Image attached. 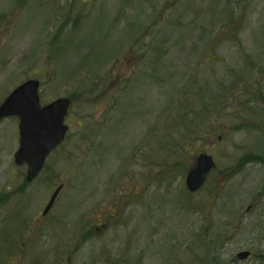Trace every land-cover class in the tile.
Masks as SVG:
<instances>
[{"label":"rangeland","instance_id":"rangeland-1","mask_svg":"<svg viewBox=\"0 0 264 264\" xmlns=\"http://www.w3.org/2000/svg\"><path fill=\"white\" fill-rule=\"evenodd\" d=\"M32 79L42 105L71 101L68 131L27 184L18 120H0V264H185L196 233L258 264L264 0H0V104ZM210 99L200 141L176 145ZM199 154L215 167L189 193Z\"/></svg>","mask_w":264,"mask_h":264},{"label":"water","instance_id":"water-1","mask_svg":"<svg viewBox=\"0 0 264 264\" xmlns=\"http://www.w3.org/2000/svg\"><path fill=\"white\" fill-rule=\"evenodd\" d=\"M38 89L37 80H27L13 89L0 104V120L11 117L18 120L19 139L14 164L26 167V183L37 178L47 157L63 142L68 130L64 119L70 105L69 100L59 98L42 107ZM213 168L211 156L201 154L196 157L193 168L185 178L186 190L189 193L197 192ZM60 189L61 186L53 192L42 216L51 210ZM249 256L250 253L244 251L237 254V259L243 261Z\"/></svg>","mask_w":264,"mask_h":264},{"label":"trees","instance_id":"trees-1","mask_svg":"<svg viewBox=\"0 0 264 264\" xmlns=\"http://www.w3.org/2000/svg\"><path fill=\"white\" fill-rule=\"evenodd\" d=\"M54 42L55 39L52 38L50 41V45H52ZM205 95L206 92L199 87L197 88V91L194 92V96H192V98L195 99V102H198L201 99V104ZM209 102L210 103H208V105L204 104L205 106H200L201 109H205V113H203V115L195 116V113L197 111H195L194 113H183L180 123L174 122L179 126V128H181L179 131L175 132L178 135V138L175 141L176 145H180L183 141L191 145L194 144V142L197 143L198 141H200L198 140L201 137L199 136L201 135L199 132L200 128H198L197 125L194 124H196V122H198L199 124H203L208 120L209 115L207 114L206 108L211 104H215L214 99H210ZM181 104L182 106L184 105V100L181 102ZM241 160L239 161V163H243L242 165L255 162L259 163V159L251 155L243 156ZM207 229L208 228L206 227L203 231L205 232L207 231ZM219 237L220 236H217V239ZM220 247L221 244H219L218 240L214 241L213 238H209V235L207 233H196L191 237L190 243H188L186 246V249H188V253L186 255L188 257V260L185 264H230L237 262L236 258L233 256L228 259L229 262L223 260L221 255L219 254ZM255 260H257L258 264L259 262L264 264V254L257 256Z\"/></svg>","mask_w":264,"mask_h":264}]
</instances>
